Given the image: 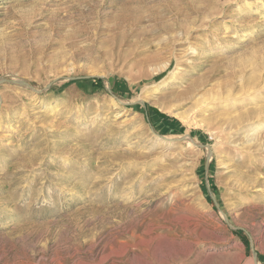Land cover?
Listing matches in <instances>:
<instances>
[{
  "label": "rangeland",
  "instance_id": "rangeland-1",
  "mask_svg": "<svg viewBox=\"0 0 264 264\" xmlns=\"http://www.w3.org/2000/svg\"><path fill=\"white\" fill-rule=\"evenodd\" d=\"M0 264H264V0H0Z\"/></svg>",
  "mask_w": 264,
  "mask_h": 264
},
{
  "label": "trees",
  "instance_id": "trees-1",
  "mask_svg": "<svg viewBox=\"0 0 264 264\" xmlns=\"http://www.w3.org/2000/svg\"><path fill=\"white\" fill-rule=\"evenodd\" d=\"M99 79V78H98ZM100 80V79H99Z\"/></svg>",
  "mask_w": 264,
  "mask_h": 264
},
{
  "label": "bare ground",
  "instance_id": "bare-ground-1",
  "mask_svg": "<svg viewBox=\"0 0 264 264\" xmlns=\"http://www.w3.org/2000/svg\"><path fill=\"white\" fill-rule=\"evenodd\" d=\"M256 126V125H255Z\"/></svg>",
  "mask_w": 264,
  "mask_h": 264
}]
</instances>
